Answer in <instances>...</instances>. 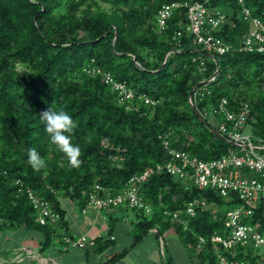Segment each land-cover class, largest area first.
I'll return each instance as SVG.
<instances>
[{"label": "trees", "instance_id": "obj_1", "mask_svg": "<svg viewBox=\"0 0 264 264\" xmlns=\"http://www.w3.org/2000/svg\"><path fill=\"white\" fill-rule=\"evenodd\" d=\"M86 1L0 0V231L24 228L38 232L40 253L62 239V230H68L60 198H70L84 209L96 184L113 193L122 191L133 175L169 159L164 135L172 146L206 160L234 149L213 130L219 123L204 119L221 98L228 99L231 109L249 103L248 123L264 140V53L236 48L250 29L242 17L243 6L264 21V0L211 1L212 8L228 17L216 35L235 47L215 54L218 63L212 53L194 43L192 35L184 34L180 42L173 39L186 22L185 9L175 13L167 29L158 30V10L176 0H104L113 4L110 11L98 2L82 9ZM19 64L28 68L27 73L16 70ZM86 67L101 72L91 74ZM104 72L159 102L149 106L136 100L128 109L105 83ZM214 75V80L207 81ZM193 87L195 91L206 89L192 105ZM48 107L67 112L77 123L73 143L81 148L80 167H70L50 143L39 117ZM33 147L46 161L41 171L27 163L28 150ZM18 179L52 203L60 214L56 223L37 221L27 194L18 190ZM142 194L152 213L120 207L137 212L132 242L102 264L120 261L153 229L159 237L173 229L197 264H215L211 244L197 248L199 237L222 232L227 211L239 206V199L187 185L167 173L154 174L143 185ZM196 198L206 205L197 208L188 228L165 214L166 210L184 209ZM245 221L264 224V198ZM112 242L98 240L95 245L100 250ZM228 254L245 264H264V254L253 248ZM10 255L11 251H2L0 264H24Z\"/></svg>", "mask_w": 264, "mask_h": 264}, {"label": "built area", "instance_id": "obj_2", "mask_svg": "<svg viewBox=\"0 0 264 264\" xmlns=\"http://www.w3.org/2000/svg\"><path fill=\"white\" fill-rule=\"evenodd\" d=\"M212 0L172 1L164 3L156 15L155 24L159 31L168 28L169 20L177 11L185 9L186 22L180 24L175 31L173 39L180 42L184 34L193 36L194 43L204 50L212 53L213 59L218 63L216 55H223L235 47L216 35V31L227 21V15L212 8ZM243 4V0H239ZM242 17L249 22L248 34L236 48L241 51L264 53V21L252 14L250 8L243 6ZM91 74L101 72L100 68L86 67ZM200 70H205L201 63ZM105 83L118 94V102L125 104L128 109L134 107V102L143 101L146 105L155 106L159 100L144 94H137L127 82L119 81L111 72H104ZM215 75L207 81L215 79ZM195 91L190 96L193 105L195 98L203 94ZM251 113L249 103H244L238 109H231L226 97L221 98L206 112L205 118L210 114L222 118L216 130L220 137L226 139L235 148L214 159H202L188 151L172 146L171 140L164 135L163 145L167 150L169 159L158 163L141 173L133 175L125 184L122 191L113 193L108 187L96 184L89 193L84 212L88 208L96 210H114L120 207L136 208L152 213L151 206L142 194L143 185L154 175L167 173L176 180L185 184H194L228 199H239L241 204L227 211L225 229L215 232L209 237L201 236L197 244L198 249L206 248L211 244L212 252L216 255L215 264H245L246 261L229 256L228 252L254 251L264 248V224L261 221L248 223L245 221L254 213L257 203L264 198V140L256 136L248 123ZM209 120V119H208ZM210 121V120H209ZM211 122V121H210ZM20 192L24 191L33 205L37 221L43 225L56 223L60 214L53 208L52 203L41 197L30 187H25L20 179L15 182ZM206 205V201L196 198L184 209L165 211L173 221L188 228L190 218L197 214V208ZM156 230V229H153ZM157 231V230H156ZM64 249L71 247H85L94 241L83 235L77 239L64 237ZM58 241V240H57ZM261 253V252H260ZM24 254H18L16 260L21 261Z\"/></svg>", "mask_w": 264, "mask_h": 264}, {"label": "crops", "instance_id": "obj_3", "mask_svg": "<svg viewBox=\"0 0 264 264\" xmlns=\"http://www.w3.org/2000/svg\"><path fill=\"white\" fill-rule=\"evenodd\" d=\"M60 201L66 213L68 230L61 231L59 238L62 239L56 240L55 244L43 253L39 252L40 240L36 241L39 245H33L37 238L27 236L23 246L26 251L21 253L24 254L21 260L22 263L31 264L35 261L36 264H102L114 252L119 251V249H113L112 247L115 242L122 240L128 243L120 250L131 244L133 225L138 220L137 212L127 208H116L110 211L88 208L84 212L76 201L70 198L62 197ZM112 227L114 231L110 233ZM156 230L149 231L124 258L115 264H157L154 259L157 254L155 237H158ZM165 232L176 234L173 229ZM83 235L93 240L94 244L88 243L85 247L76 246L67 250L64 249L63 237L77 239ZM98 240H112L113 242L110 246L106 248L103 246L104 249L97 250L98 245H95V242ZM144 241H147L145 246L142 244ZM181 242L189 249V246L183 240ZM139 250H143V256L132 263L131 259L135 255L134 253ZM18 254L20 253L11 251L10 256L16 259Z\"/></svg>", "mask_w": 264, "mask_h": 264}, {"label": "rangeland", "instance_id": "obj_4", "mask_svg": "<svg viewBox=\"0 0 264 264\" xmlns=\"http://www.w3.org/2000/svg\"><path fill=\"white\" fill-rule=\"evenodd\" d=\"M92 2H98L100 6L105 10H111L113 8V4L104 0H87L85 4L82 6V9L86 8V6H92ZM145 55H149L150 53L144 51ZM152 57V56H150ZM22 66L26 71L28 68L23 65ZM208 119L214 123L218 124V119L213 114H210ZM63 231V230H62ZM64 232V231H63ZM35 236L37 238L33 245H39L36 242L40 240V234L36 231H27L24 228H20L18 230L8 229L4 231H0V253L2 251H12L14 253H25L24 240L26 237ZM155 237V235H153ZM159 238V236L157 235ZM155 237L156 245H157V254L155 256V260L157 264H197L196 260L192 258V253L190 250L181 242L182 238L177 234H168L163 232L162 236L158 239ZM147 241H144L142 244L145 246ZM128 243L122 240H118L115 242L112 247L113 249L123 248ZM260 252L264 254V248L260 249ZM133 255L131 262L137 261L139 257L143 256V250L136 251ZM33 255V254H32ZM38 257V255H36Z\"/></svg>", "mask_w": 264, "mask_h": 264}, {"label": "clouds", "instance_id": "obj_5", "mask_svg": "<svg viewBox=\"0 0 264 264\" xmlns=\"http://www.w3.org/2000/svg\"><path fill=\"white\" fill-rule=\"evenodd\" d=\"M21 74L27 73L22 66L16 69ZM41 122L45 125L50 143L54 145L67 159L70 167L78 168L82 164V156L79 145L73 143V135L77 128V123L63 110L48 107L39 114ZM27 163L35 170L41 171L46 168V161L40 156L36 148L28 150Z\"/></svg>", "mask_w": 264, "mask_h": 264}, {"label": "water", "instance_id": "obj_6", "mask_svg": "<svg viewBox=\"0 0 264 264\" xmlns=\"http://www.w3.org/2000/svg\"><path fill=\"white\" fill-rule=\"evenodd\" d=\"M134 59L136 60V57H134ZM200 84H204V82H200ZM194 90H195V87L192 88V90H191V92H190V96L193 95ZM214 131H215L216 134H218V135L220 136V133H219L218 131H216V130H214Z\"/></svg>", "mask_w": 264, "mask_h": 264}]
</instances>
